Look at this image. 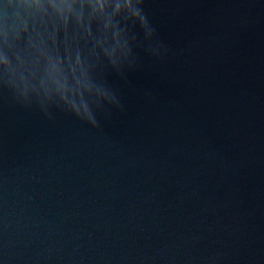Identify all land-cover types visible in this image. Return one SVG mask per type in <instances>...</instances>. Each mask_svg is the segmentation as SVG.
I'll return each instance as SVG.
<instances>
[{"label":"water","instance_id":"water-1","mask_svg":"<svg viewBox=\"0 0 264 264\" xmlns=\"http://www.w3.org/2000/svg\"><path fill=\"white\" fill-rule=\"evenodd\" d=\"M0 264H264V0H0Z\"/></svg>","mask_w":264,"mask_h":264}]
</instances>
